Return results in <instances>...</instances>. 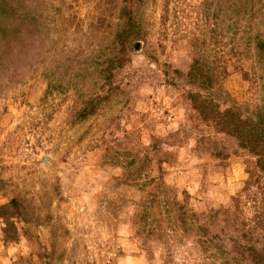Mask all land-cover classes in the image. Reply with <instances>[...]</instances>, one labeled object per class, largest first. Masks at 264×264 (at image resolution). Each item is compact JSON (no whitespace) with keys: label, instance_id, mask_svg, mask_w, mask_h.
Wrapping results in <instances>:
<instances>
[{"label":"rangeland","instance_id":"374dc122","mask_svg":"<svg viewBox=\"0 0 264 264\" xmlns=\"http://www.w3.org/2000/svg\"><path fill=\"white\" fill-rule=\"evenodd\" d=\"M0 264H264V0H0Z\"/></svg>","mask_w":264,"mask_h":264},{"label":"water","instance_id":"95a60500","mask_svg":"<svg viewBox=\"0 0 264 264\" xmlns=\"http://www.w3.org/2000/svg\"><path fill=\"white\" fill-rule=\"evenodd\" d=\"M138 46V45H137Z\"/></svg>","mask_w":264,"mask_h":264}]
</instances>
